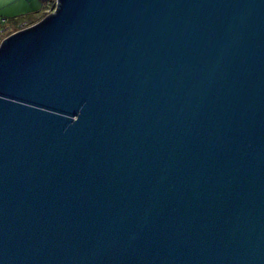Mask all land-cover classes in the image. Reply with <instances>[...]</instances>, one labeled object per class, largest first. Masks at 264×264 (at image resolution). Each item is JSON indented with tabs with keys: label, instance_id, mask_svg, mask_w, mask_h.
Masks as SVG:
<instances>
[{
	"label": "water",
	"instance_id": "obj_1",
	"mask_svg": "<svg viewBox=\"0 0 264 264\" xmlns=\"http://www.w3.org/2000/svg\"><path fill=\"white\" fill-rule=\"evenodd\" d=\"M0 264H264V0H57L7 36Z\"/></svg>",
	"mask_w": 264,
	"mask_h": 264
},
{
	"label": "rangeland",
	"instance_id": "obj_2",
	"mask_svg": "<svg viewBox=\"0 0 264 264\" xmlns=\"http://www.w3.org/2000/svg\"><path fill=\"white\" fill-rule=\"evenodd\" d=\"M29 7L31 8V3L29 2V0H0V16L10 19L14 16H19V15L27 13ZM39 8H40V4L38 5V10ZM55 8L56 6L48 9V11L45 14L41 13L38 16L43 19L44 17L54 12L53 10H55ZM10 24L11 22H8V25ZM6 35L5 33L1 35L0 42L4 39Z\"/></svg>",
	"mask_w": 264,
	"mask_h": 264
},
{
	"label": "trees",
	"instance_id": "obj_3",
	"mask_svg": "<svg viewBox=\"0 0 264 264\" xmlns=\"http://www.w3.org/2000/svg\"><path fill=\"white\" fill-rule=\"evenodd\" d=\"M39 1H40V10H41L40 14L41 13L42 14H45L48 11V9L56 6V3H57V0H39ZM20 19H22V18H19V19L18 18H13L12 19L16 23V26H13V27L11 25H8V23H7L6 20H4L2 22V24L0 26V29H5L6 30L5 31V35L8 34V35H6L4 37V39L7 36H9L10 34L15 33V32H17L19 30H22L21 27H20L21 24L25 23L26 24V27L32 26V25L38 23L42 18L39 17V16H32V17L31 16H28V17H23V19H26V21L25 20L19 21ZM7 29H8V31H7Z\"/></svg>",
	"mask_w": 264,
	"mask_h": 264
},
{
	"label": "crops",
	"instance_id": "obj_4",
	"mask_svg": "<svg viewBox=\"0 0 264 264\" xmlns=\"http://www.w3.org/2000/svg\"><path fill=\"white\" fill-rule=\"evenodd\" d=\"M29 2L31 3V8L29 7L28 8V12L27 13H25V14H22V15H19V16H14V17H12V18H10V19H8V18H5V17H1L0 16V26H1V24H2V22L4 21V20H6L7 21V23L8 22H11V26L13 27V26H16V23H15V21H13L12 19L13 18H22V19H20L19 21H21V20H25L26 21V19H23V17H28V16H38L39 14H40V12H41V10H40V8H39V10H38V5L40 4V1L39 0H29ZM37 2H38V4H37Z\"/></svg>",
	"mask_w": 264,
	"mask_h": 264
},
{
	"label": "built area",
	"instance_id": "obj_5",
	"mask_svg": "<svg viewBox=\"0 0 264 264\" xmlns=\"http://www.w3.org/2000/svg\"><path fill=\"white\" fill-rule=\"evenodd\" d=\"M20 27H21V29L27 28L25 23L21 24ZM5 31H6L5 29H0V38H1V35L5 33ZM1 42H0V44H1Z\"/></svg>",
	"mask_w": 264,
	"mask_h": 264
},
{
	"label": "clouds",
	"instance_id": "obj_6",
	"mask_svg": "<svg viewBox=\"0 0 264 264\" xmlns=\"http://www.w3.org/2000/svg\"><path fill=\"white\" fill-rule=\"evenodd\" d=\"M29 27V26H28Z\"/></svg>",
	"mask_w": 264,
	"mask_h": 264
}]
</instances>
